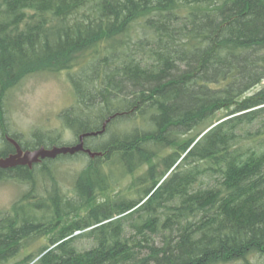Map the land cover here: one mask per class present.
I'll use <instances>...</instances> for the list:
<instances>
[{
	"label": "trees",
	"instance_id": "16d2710c",
	"mask_svg": "<svg viewBox=\"0 0 264 264\" xmlns=\"http://www.w3.org/2000/svg\"><path fill=\"white\" fill-rule=\"evenodd\" d=\"M76 66L69 127L96 131L122 112L104 134L113 122L133 126L97 147L90 139L104 134L87 139L104 155L79 174L78 199L55 182L48 197L0 218V264L264 258V85L249 94L264 82V0H0L1 126L5 99L24 78ZM14 150L6 143L0 156ZM50 161L40 170L54 180ZM146 165L130 188L138 197L98 201L115 168ZM37 176L28 166L0 168V181L34 185ZM52 232L37 255L10 263L28 239ZM81 237L92 247L81 249Z\"/></svg>",
	"mask_w": 264,
	"mask_h": 264
},
{
	"label": "rangeland",
	"instance_id": "374dc122",
	"mask_svg": "<svg viewBox=\"0 0 264 264\" xmlns=\"http://www.w3.org/2000/svg\"><path fill=\"white\" fill-rule=\"evenodd\" d=\"M86 60L83 59L81 64ZM79 69L80 66H76L71 71L65 70L60 73H35L24 78L9 91L4 104V124L0 125V150L6 146L7 135L13 137L17 135L18 137L16 138L21 144L28 146L29 149L38 148L42 146L41 144L51 147L53 144L51 145L50 143L56 140H58V143L55 145H71L79 141V135L76 134L73 128L69 127L63 116V112L66 109L76 104L77 98L71 75L79 73ZM263 85L264 82L254 88L249 94L260 90ZM132 126V122L129 121L122 123L113 122L104 136L95 140L91 138L89 144L97 147L99 142L109 137V134ZM202 129L203 127L197 129L193 134ZM41 141L43 142L41 143ZM38 143L40 145H37ZM170 151L172 150H168L163 154ZM91 159L92 157L87 153L58 156L49 163V171L54 174V180H51L50 177L49 179L44 178L40 170L42 163H38L34 166L36 175H38L37 183H34V185L15 178L0 181V218L15 214V206L19 203L21 204L20 206H25L28 202L35 201L40 197H48L55 182H58L66 198L78 199L75 191L76 180L79 174L88 166ZM149 167V165H146L133 174H128L123 167L115 168L116 183L107 192L99 195L97 197L98 201H103L107 198H118L124 194L131 198L138 197L135 189L130 188L136 176L142 174ZM29 197L31 198L29 199ZM25 199H28V201ZM39 204L41 203L39 202ZM84 213H86V210L79 215ZM74 217L75 215H73ZM54 232L46 236L28 239L25 242L23 252L11 259L10 263L20 261L28 253L37 255L43 246L50 243ZM82 232L78 230L75 234L79 235ZM76 244L81 249H85L92 247L94 242L88 237H81L76 241ZM249 261L230 264H264V258L256 254L251 255Z\"/></svg>",
	"mask_w": 264,
	"mask_h": 264
},
{
	"label": "water",
	"instance_id": "95a60500",
	"mask_svg": "<svg viewBox=\"0 0 264 264\" xmlns=\"http://www.w3.org/2000/svg\"><path fill=\"white\" fill-rule=\"evenodd\" d=\"M122 113H116L108 117L104 123L102 129L96 131H86L79 135L78 142L71 145H53L47 147L45 145L34 149H25L14 137L8 136V140L15 146L16 151L10 153L7 156H0V168H14L17 166H28L33 168L36 164L43 160L56 159L60 155H76L78 153H88L92 158L97 156H103L104 152L94 151L92 148L86 146V139L89 137H96L104 134L107 130L108 124L113 118Z\"/></svg>",
	"mask_w": 264,
	"mask_h": 264
},
{
	"label": "flooded vegetation",
	"instance_id": "af4514ba",
	"mask_svg": "<svg viewBox=\"0 0 264 264\" xmlns=\"http://www.w3.org/2000/svg\"><path fill=\"white\" fill-rule=\"evenodd\" d=\"M8 136L13 137V136H11V135H7V136H6V141H5V142H6V143H10V144H12V143L8 140ZM14 138H16V137H14ZM16 139H17V138H16ZM87 139H88V138H87ZM87 139H86V146H88V145H87ZM17 140H18V139H17ZM18 142L21 144V142H20L19 140H18ZM12 145H13V144H12ZM21 145H22V144H21ZM41 145L43 146L44 144H41ZM13 146H14V145H13ZM22 146H23V145H22ZM14 148H15V146H14ZM23 148H24V147H23ZM25 149H29V148H25ZM15 151H16V149L14 150V152H15ZM11 153H12V152H11ZM9 154H10V153H9ZM9 154H8V155H9ZM46 160H53V159H49V158H47V159L43 160V161L40 162V163H43V162L46 161ZM33 168H34V167H33ZM33 168H32V169H33Z\"/></svg>",
	"mask_w": 264,
	"mask_h": 264
},
{
	"label": "bare ground",
	"instance_id": "6f19581e",
	"mask_svg": "<svg viewBox=\"0 0 264 264\" xmlns=\"http://www.w3.org/2000/svg\"><path fill=\"white\" fill-rule=\"evenodd\" d=\"M88 154V153H87Z\"/></svg>",
	"mask_w": 264,
	"mask_h": 264
}]
</instances>
